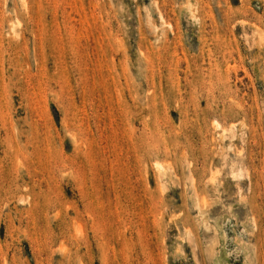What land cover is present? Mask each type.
<instances>
[{
  "label": "rangeland",
  "instance_id": "1",
  "mask_svg": "<svg viewBox=\"0 0 264 264\" xmlns=\"http://www.w3.org/2000/svg\"><path fill=\"white\" fill-rule=\"evenodd\" d=\"M0 264H264V0H0Z\"/></svg>",
  "mask_w": 264,
  "mask_h": 264
},
{
  "label": "bare ground",
  "instance_id": "2",
  "mask_svg": "<svg viewBox=\"0 0 264 264\" xmlns=\"http://www.w3.org/2000/svg\"><path fill=\"white\" fill-rule=\"evenodd\" d=\"M188 2V1H187ZM195 6H193V8H194ZM168 10V9H167ZM187 10V9H186ZM192 11H193V9H192ZM174 12V11H173ZM197 13V12H196ZM199 15V14H198ZM197 17V16H196ZM193 19V18H192ZM167 22V21H166Z\"/></svg>",
  "mask_w": 264,
  "mask_h": 264
}]
</instances>
